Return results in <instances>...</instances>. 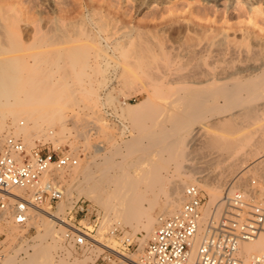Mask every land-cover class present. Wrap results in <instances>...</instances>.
I'll use <instances>...</instances> for the list:
<instances>
[{
    "label": "bare ground",
    "instance_id": "bare-ground-1",
    "mask_svg": "<svg viewBox=\"0 0 264 264\" xmlns=\"http://www.w3.org/2000/svg\"><path fill=\"white\" fill-rule=\"evenodd\" d=\"M57 1L41 0L45 9L47 8L52 14L46 22L54 26L56 30L52 36L37 32L39 26L44 23L42 19L27 22L0 16V56L13 54L22 49L23 42H28L29 47L37 48L74 43L83 38L92 42L97 41L101 45L105 43L108 49L118 52L119 55H109L105 50L100 53L97 49L88 51L81 48H68L34 53L30 55V61L15 55L1 57L0 122L7 134L21 137L28 150L36 146L35 141L52 142L55 147L58 143H65L71 138L73 128L70 129L68 123L79 118V112L77 110L75 112L74 107H79L80 103H85L87 100L100 102L103 107L113 105L120 118L132 121L130 129L137 135L132 134V137L125 141L121 138L120 142L124 145L122 149L126 150L124 153L126 155L122 158L133 159L136 156V146L141 143L144 135L159 138L146 147L144 161L135 164L136 170H91L94 157L99 153H102L107 165H113L114 158L111 156L112 153L110 156L107 155L110 148L107 151L108 147L105 145L91 143L90 131H84L83 144L79 142L70 144L74 153L78 152L81 145L87 152H90L92 148L94 153L90 152L86 159H82L83 162L79 160L84 164L83 166H80L79 162V166L60 173L59 177L62 181L66 178L72 181L80 176L85 179L87 189L85 188L83 195L88 200H93L105 212L104 216L102 215L103 220L100 221V229L111 227L112 222L118 226H129L134 236L135 232L142 234V238L140 240V237L138 238L139 249L142 250L147 241L153 237L156 229L159 216L154 218L152 210L160 205L157 200L161 194L164 196L159 206L161 215L170 216L182 207L183 192L187 186L197 185L204 189L209 196L202 218V222H205L212 212L215 216L220 215L225 196L237 190L246 181L245 175L253 171L250 169L258 165L261 168L259 175L256 176L257 170L253 171L252 175L259 179L262 186L260 194L264 195V62L259 60L257 53L254 52L258 44H254V34H250L252 32H249L247 25L250 22L252 25L249 24V26L255 28L257 21L253 15L256 12L260 13L259 7L263 13L264 0H225L229 2L226 10L230 18L236 15V12L245 10L236 15L238 19L241 17V20L244 19L242 16L246 14L247 17L249 16L248 19L245 17V21L248 20L247 24L244 23L245 25L241 23L243 21L229 24L230 18L224 22L221 20L222 23H220V19L214 18L215 21L210 20L211 25L206 28L209 34L208 31L206 33L195 31L191 26L190 29V24L186 25L187 23L183 22L181 28L177 27V30L171 28L172 33L176 34L180 29L179 42L176 40L178 35L174 34L176 39L173 38V41L180 44L175 53L165 46L163 40L157 37L158 34L153 35L149 32L145 34L138 29L134 32H121L120 36L119 34L114 36L116 33L107 32L110 24L104 21L102 16L98 17L94 9H87L89 8L87 7L82 9L83 11L77 17H70V9L59 7ZM136 1L139 8L148 7L153 3L161 5L164 1L167 2V0ZM204 1L205 4L217 6L223 0ZM234 2L241 4L239 8L242 9L237 8L238 3L235 7ZM217 24L219 27L215 29ZM21 27L27 32L26 34L30 32L25 39L21 33L14 30ZM66 28H72L73 31L65 32ZM167 30L161 35L167 34ZM91 55L95 58L93 63L88 60ZM176 58H179V62L175 61ZM96 75L101 76L97 89L91 81V78ZM113 77L122 88L116 90H119V94L127 96L123 90L130 93L129 91L136 89L139 94L145 93L147 97L134 104L122 105L118 96L113 95L114 88L110 85L114 80ZM85 78L89 81H85ZM138 79H141L143 84L137 83ZM99 90L104 94L103 97ZM158 96L164 100L168 99L171 107L163 106L165 102L158 103L156 100ZM154 108L158 109L161 115L163 114L162 119L157 118V122L145 124L146 120L154 119L155 121L158 113L155 114L157 111H154ZM67 109L71 110L70 115ZM102 115L99 114L97 118L100 122L99 133L111 136L109 133L111 125ZM8 118L11 119L10 123L7 122ZM258 122L262 126L260 124L261 128L258 126L259 129L253 131L260 134L253 151L256 152L255 156L260 152H263V155L254 159L256 162V164L253 162L254 166L253 163L251 167L244 166L248 164L245 162L249 158L247 153L241 155L244 146L237 144H225L228 149V158L225 159L229 162L223 164L227 165L226 170H220L218 173H216L217 170L215 173H203L195 170V166L188 162L189 154L196 149H213L221 145L220 140L211 133L212 129L225 127L229 130H239L244 126L259 124ZM56 127H58L57 130ZM127 131L128 128L124 126L120 129V135L126 136ZM118 144L113 148L120 154L121 149ZM150 152H156L154 154L157 158L160 157L158 161L164 168H169L173 163L175 170L171 173L169 171L171 176L166 177L167 175L162 173L164 170H159L160 166L154 163L155 159H150L154 164H151V161L149 163L148 158L153 155ZM164 154H167V157ZM218 156L215 155V157ZM211 159L214 160L213 157ZM147 162L149 168L146 167ZM164 180H167L166 187ZM142 185L146 187L145 190L153 192L151 198L147 197L146 191L140 190ZM155 189L158 192H155ZM64 212L65 200L60 203L56 212H50L47 209L34 212L30 225L37 230L36 237L40 242L30 247L33 251L27 253L25 261L18 259L16 250H11L8 253L4 252L0 259L1 264H16V262L56 264L53 251L59 247L57 245L60 244V234L63 231L62 227H57V222L58 219H62L61 215ZM4 230L6 231L5 242H9L10 245L16 239H23V232L20 233L11 227ZM201 235L202 233H199L195 238L193 253L196 251ZM113 244L111 249L115 250L116 243ZM240 249L246 258L253 254H264V230L254 239L241 243ZM136 257V254L132 255L133 259ZM86 259L75 258L69 264H87Z\"/></svg>",
    "mask_w": 264,
    "mask_h": 264
},
{
    "label": "built area",
    "instance_id": "built-area-1",
    "mask_svg": "<svg viewBox=\"0 0 264 264\" xmlns=\"http://www.w3.org/2000/svg\"><path fill=\"white\" fill-rule=\"evenodd\" d=\"M79 160L72 151L54 149L47 143L28 150L23 139L7 134L0 122V259L6 239L4 228L28 232L34 212L56 208L66 194L59 174L79 166ZM260 188L259 181L251 179L247 187L225 196L219 216L212 212L202 222L205 194L197 185L187 186L180 210L170 216L159 215L153 237L142 250L132 236H122L120 250H112L109 238L93 234L98 211L85 208L83 201H70L66 216L57 222L63 231L56 264H69L86 255L92 259L91 264H264V254L246 258L240 249L241 243L264 230V195ZM82 215L84 218H80ZM87 218L89 225L84 221ZM117 233L113 230L107 235ZM199 233L201 239L193 253Z\"/></svg>",
    "mask_w": 264,
    "mask_h": 264
},
{
    "label": "rangeland",
    "instance_id": "rangeland-1",
    "mask_svg": "<svg viewBox=\"0 0 264 264\" xmlns=\"http://www.w3.org/2000/svg\"><path fill=\"white\" fill-rule=\"evenodd\" d=\"M62 1L63 0L57 1V2H59L58 3L59 7H62V8L65 7L66 9H70V12H69V13H71L70 17H77L83 11L82 9H86L87 7H89L87 9H92V10L94 9V11H96L95 13H97V15H99L98 17L102 16L104 21H106V22H108V24H110V26L108 25V27H107V29H108L107 32H110V33L113 32V34L116 33L114 36H117L118 34L120 36L121 32H129V31L134 32V30L136 31L138 29L145 32V34H146V32L152 33L153 35L158 34L157 37L162 39L163 40L162 42L165 43V46L171 48L174 53L177 52L179 49L178 45H180V44L177 42H179V40H178L179 33L178 32L180 29H178V32L176 34L174 31H173L174 33H172L171 28L172 29L173 28L176 29L177 27L181 28L183 26V24H182V22H183L184 24L187 23L186 25L190 24L189 27L191 26L192 29H195V31H198V32L202 31V32L206 33L208 31V29H206V28L210 27V25H211L210 23L213 20L215 21V19L216 20L220 19L219 21L222 20L224 22V21H228L227 18H230L228 16V13L226 10L229 7L228 6L229 2H227L225 0L221 1V4H219L217 6L216 5L213 6V4H211V5L205 4L204 0H169V2L167 0V2L164 1L163 3H161V5L160 4L158 5L157 3H155V4L153 3L152 5L150 4L151 6L150 5L148 7L145 6L144 8L137 7V1L136 0H64L63 1L64 3ZM235 2H234V6L237 7L235 4H237L238 2L237 3H235ZM237 5H238L237 8L240 9L239 7L241 6V4L239 5V3H238ZM259 8H260L259 11L260 10L262 11L261 7H259ZM262 8L264 9L263 6H262ZM238 9H236V10L239 11ZM242 10L239 12L242 13ZM257 10H258V7H257ZM261 11H260V13L256 12L257 14L255 13L256 15L255 14L253 15V16H255V17H253L254 19L255 18L257 19V15H258V19L257 20L255 19V21H257V23L255 21H254V23H256V26L257 25H259V26H257V27L255 26V28H254V26L253 27L249 26L250 22L248 24L246 23V21H248V20L245 21V17H247V14H246V16L244 15V17L242 16V18H244V19L241 20L240 19L241 17L239 19L237 18L236 15L237 14L239 15V12H236V11H235L236 15L234 14L236 16V18L233 15V17L230 18L231 21L229 19L228 22H229V24H234V23L237 24L238 23L237 21H239V22L243 21V22H241L242 24L245 23L248 25L249 32H252L250 34H252V35L254 34L253 36L256 38L255 39L253 37L254 41H255V42L253 41L254 44L255 45H256V43L258 44L255 46L254 52L257 53V58L264 62V20H263L264 11H263V13ZM243 12H245V10H243ZM0 16L6 17L9 19L23 20V21H27V22H31V21H34L37 19H42L44 23L39 26V29H37V32H39L40 34H43V35H47V36H52L56 32L54 26L46 23L52 17V14L47 8L45 9L41 0H0ZM248 17H247V19H248ZM210 20H212V21H210ZM222 21L220 23H222ZM207 23L209 25H207ZM220 23H218V24H220ZM220 25H222V24H220ZM250 25H252V23ZM191 27H190V29H191ZM218 27H219V25L215 29H218ZM167 29H169L170 31H168ZM14 30L21 33L23 39H25L27 37V35L30 34V32H28V34H26L27 32L23 29V27H21V29L20 28L19 29L14 28ZM166 30L168 31L167 34L161 35V33H164V32L166 33ZM0 31H1V29H0ZM64 31L65 32H72L73 29L72 28H66V29H64ZM94 32H96V30H94ZM159 33H160V35H159ZM207 33L209 34V31ZM174 34L176 36L178 35L177 39H176V37H174ZM208 34H205V35H208ZM165 35H167V36H165ZM173 38H174V40L176 39L177 42L173 41ZM207 38H209V37H207ZM23 43H24L23 44L24 46L22 49L16 51L13 54L12 53L3 54L2 56H0V58L1 57L6 58V57H9L11 55H15V56L23 57V58L27 59L28 61H30L31 60L30 55H32L34 53L42 52V51H52V50H56V49L57 50H64V49H68V48H81L82 50H88V51H92L94 49H97L98 52H100V53L102 50H105L108 52L109 55H116V56L119 55L118 52H113L111 49H108L105 46L106 45L105 43L101 45L97 41L92 42L89 39H84V38L79 40L78 42H74V43L46 45V46L37 47V48L29 47L28 42L27 43L23 42ZM88 60L90 63H93L95 61V58L93 57V55H91L88 58ZM175 61L179 62V58L178 59L176 58ZM129 70L132 71L131 68H129ZM100 78H101V76H99V75L93 76V78H91V81H92L95 89L98 88V80ZM113 79H114V77H113ZM87 80H88V78H85V81H87ZM116 81H117L116 79L112 80V82H111L112 84L110 83V85H111V87L114 88L113 89L114 90L113 95L118 96V98H119L118 100L122 103V105H124L125 103L134 104V103H136L140 100H143L144 98L147 97V95L145 93L139 94L136 91V89H132L131 91H129L130 93L126 92V90H123V92L127 96H124L123 94L122 95L119 94L118 93L119 90L118 91H116V90L117 89L121 90L122 88L120 85H118L119 83H117ZM142 82L143 81L141 79H138V81H137V83H142ZM98 92L100 93V95L102 97L104 96V94L101 93L100 90ZM159 98H160L159 96L156 98L158 103L165 102V104L163 106H165L167 108L171 107V102H169L168 99L164 100V98L163 99L160 98V100H159ZM156 108H157V106H156ZM156 108H154L155 109L154 111H157V112H155V114L156 113H158V114H157V116L155 115L156 116L155 121H154V119H153V121L152 120H146V122H144L145 124L150 125L152 123L157 122V118L162 119L163 114L161 115L160 112L158 111V109L156 110ZM76 110H77V112H79V118L77 120H71L68 123V127L70 129L73 128L72 132H71L72 136H71V138H69L70 140L68 139V141H65V143L64 142L58 143L56 145L57 147L56 146L54 147L55 144H53L52 142H47V144H50V147L54 148V149H60L62 151H69V150L72 151L70 144L72 142L73 143L79 142L80 144H83L85 141L84 140V134H83L84 131L85 132L90 131L91 143H93V145L94 144L105 145L106 147H108L107 151L110 148L109 149L110 151L107 152V155L110 156L112 153L111 156L114 158L113 159L114 164L113 165L112 164L107 165V162L103 158L102 153H99V155H97V156L95 155L96 157H94V160H93L94 163H92V165H91V170H94V171H97V170H136L137 167L135 166V164L137 162L144 161V154L146 153V147L148 145H150V143H153L152 141L159 140L158 137L156 138L155 136H151V135L146 134L142 138L141 143L138 146H136V149H137V152L135 154L136 156L133 157V159L122 158L124 155H126V154H124L126 150L122 149V148H124V145H123V142H120V141H122V140L125 141V139L128 140L129 137H132V134L137 135V134H134V132L130 129V127H131L130 125H132V121L130 119H126V120L124 119L123 120L122 118H120L118 116V114L116 113L113 105L103 107L100 102H93V101L90 102V101L86 100L85 103H80L79 107L75 106L74 111L76 112ZM66 111H68L69 115L71 114L70 109H67ZM99 114L100 115L103 114L102 116H105V119L111 125V128L109 129V133L111 134L112 137L107 136V135L105 136V134L99 133L100 132L99 131L100 122L97 120V118H99ZM161 119H159V120H161ZM7 122L10 123L11 119L8 118ZM258 123L259 124L256 123V125L253 124L250 126H244V127L240 128L239 130H229L228 128H225V127H218V128L212 129L211 133L213 135H215L220 140L219 142H221V145H219L218 147H214L213 149H207V148H202V149L199 148V150L196 149L195 151L191 152V154H189L188 162L192 163L195 166V168H194L195 170L202 171L203 173H206V172L207 173H211V172L215 173L216 170H217L216 173H218V171H220V170H223V169L226 170L227 165H223V164H226L227 162H229L226 160L228 158L227 145L237 144L240 146H242V145L244 146L243 151H241V153L243 152L241 155H246V153H247V158H249L245 162V164L246 163H248V164L244 165V166H250L251 167L253 162L256 164L254 159L263 155V152H260L257 156H255L256 152L253 151V150H255V145H256L255 143L258 141L259 135H260L257 132L253 133L254 130L259 129L257 127L258 126L260 127L261 123L260 122H258ZM123 125L128 128V131L125 132L126 136L120 135V129L121 128L123 129V127H124ZM261 126H262V124H261ZM57 129H58V127H56V130ZM73 135L75 137H73ZM121 138H122V140H121ZM114 142L117 144L119 143L118 146L121 149L120 154H123L122 156L114 150V148H115L114 145L117 146V144H113ZM35 143H36L35 145H37V144L43 143V142L35 141ZM225 144H227V145H225ZM113 146H114V148H113ZM111 149H112V152H111ZM84 151H85L84 146L81 145L78 152L77 153L73 152V153L77 154V156H79V159L83 162V160L86 159V157L90 155V152L92 154L94 153V152H92L93 151L92 148H91L90 152H87V151L84 152ZM154 153H156V152H152V153L150 152V154L151 155L153 154V155L148 158L149 163L152 162V160H150L151 158L153 160L155 159L154 163H156L160 166L159 170H164L162 173L163 174L165 173L164 175H167L166 177L171 176V174H170L171 171L175 170L174 169L175 167H173V165H172L173 163H171L169 168L162 167L161 162L158 161V159L160 157L157 158V155ZM219 154L220 155L222 154L220 156L222 159H219L220 158L218 156ZM166 155L167 154H164L165 157H167ZM215 155H217L219 158L215 157ZM223 155H226V156L223 157ZM248 155H249V157H248ZM253 156H255V157L253 158ZM212 157L214 158V160L211 159ZM250 157H252V158H250ZM216 159H218V161H215ZM82 162H80V166L84 165ZM216 162H218L219 164H217ZM154 163L152 162L151 164H154ZM215 163L217 166L215 165ZM254 163H253V166H254ZM222 165H223V167H222ZM146 167L149 168L148 162L146 164ZM212 170H214V172ZM250 170H253L254 172H255V170H257L256 176H258L259 170H261V168H259V165H258V167L255 166V168L253 167V169L251 168ZM169 171H170V173H169ZM253 171H250L245 175L246 181H244V183H242L237 189L244 188L246 186V182L248 184L251 179L259 180V179H257L256 176L252 175ZM95 174H97V173L95 172ZM63 182L66 185V194H65V199H64L65 200V212L63 215H61V218L62 217L64 218L66 216L68 210L70 209V207H71L70 203H69L70 201L80 200V202L81 201L84 202L85 208L87 206H89L90 208H95L98 211V217H99L98 223H97L98 225L96 228H94L93 234L97 233V236L98 235L103 236V237L106 236V238H109L110 239L109 241L111 243L110 246L112 248L114 245L113 243H116V246L114 247L115 250H117V251L120 250V248H119L120 247V244H119L120 239L124 235H126V236L130 235L133 238H136L138 242L142 238L141 233L135 232V236H136L135 237L134 232L132 231V229L129 226H126V225H123V226L119 225L118 226V224L116 225L115 222H112L111 227L108 226L109 228L105 227V229L104 228L100 229V226H99L100 221L103 220V216H104L105 212H104L103 208L98 206V204H96L93 200H91V199L88 200L87 197H85V195H83V194H85V191L87 189L85 179H83V177L80 176L77 179L75 178V180H72V181H71V179L68 180L66 178V180ZM164 185H165V187L167 186V180H164ZM145 188L146 187L144 185H142L140 187V190L146 191L147 197L151 198L153 196V192L151 191L152 192L151 193L148 189L145 190ZM155 192H158V190L155 189ZM203 192L205 194V203H207L209 201L208 200L209 196L205 192L204 189H203ZM163 199H164V196L161 194L157 200L160 203V205L155 206L152 210V215L154 216V218H157L159 215L162 214L159 206H161ZM61 202H59L57 204L56 208H54L50 212H56L59 209V205ZM158 202H157V204H159ZM146 204H147V202H146ZM73 213L74 212H72V214ZM80 218H84V216L82 215ZM78 219H79V217H78ZM84 221H85L86 225H89L88 224V221H89L88 218L85 219ZM120 227H122V228H120ZM98 228L100 230H98ZM110 229H112V230H110ZM113 230H118L119 233H117V235L113 236V237H110L109 235H107ZM37 233H38L37 230L33 226H31V228L28 232H25V231L23 232V239H19L20 241L18 239H16V241H14V243L12 245H10L9 242H5L8 245L7 244L4 245L3 252L7 251L6 253H8L9 251L11 252V250L12 251L16 250L18 259L19 260L24 259V261H25V259L27 258V253L33 251V249L30 247L31 246L33 247V245L40 242V240L36 237ZM138 238H139V240H138ZM148 241H147V243H148ZM147 243H146V245H147ZM9 246L11 247V249H9L10 248ZM57 246H59V247L53 251V257H54L55 263H56V259H55L56 251L60 248V245H57ZM145 246H143L142 249ZM134 253H138V251H136ZM87 257H90V256H87V255L86 256H79V257H77V259L84 260ZM89 259L92 261L91 258H87L86 259L87 264H91V261ZM61 263L66 264V262H64V261H62ZM0 264H1V262H0ZM16 264H22V263L16 262Z\"/></svg>",
    "mask_w": 264,
    "mask_h": 264
}]
</instances>
